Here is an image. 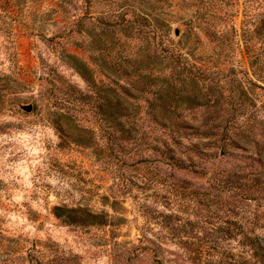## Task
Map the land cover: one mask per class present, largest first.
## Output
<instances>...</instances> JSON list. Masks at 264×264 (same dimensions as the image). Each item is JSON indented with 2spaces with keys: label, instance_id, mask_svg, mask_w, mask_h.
I'll use <instances>...</instances> for the list:
<instances>
[{
  "label": "rangeland",
  "instance_id": "374dc122",
  "mask_svg": "<svg viewBox=\"0 0 264 264\" xmlns=\"http://www.w3.org/2000/svg\"><path fill=\"white\" fill-rule=\"evenodd\" d=\"M169 82L186 168L147 102ZM241 231L264 242V0H0V264H261Z\"/></svg>",
  "mask_w": 264,
  "mask_h": 264
},
{
  "label": "trees",
  "instance_id": "16d2710c",
  "mask_svg": "<svg viewBox=\"0 0 264 264\" xmlns=\"http://www.w3.org/2000/svg\"><path fill=\"white\" fill-rule=\"evenodd\" d=\"M168 57H177L180 59L184 57V54L181 51H173L170 53L167 52L164 58L166 59ZM142 64H146V62L142 60ZM181 67H183V65H181ZM181 84L183 85L184 81ZM139 85H141V82L139 83ZM144 85L146 86V82H144L143 88H140V91L146 92ZM170 86L173 87L171 82H169L168 88L162 90L165 92V95H163L162 93H159V95L157 94V100L160 102V104H157L156 102L151 101L149 99L147 100V102L149 103L150 108H154V113H160L163 115L161 119L157 120V123L164 129H166L169 135L168 138H166L167 141L160 138V145H162L164 149L162 151V155L166 157L168 162L178 167L186 168V162L182 159L183 152L180 151L182 144L178 137L179 130L181 127H183L184 123L177 122L176 120L171 118H164L166 114H171L173 112L174 107H176L174 104L175 98L173 97V95H169V92L171 91ZM128 109L129 108L124 107V105L120 101H118L117 103H111L108 111L111 122L116 123L118 126H120V117H122L124 113L128 111ZM168 139H170V143L168 142ZM239 234H243L242 243H244V245L246 246H250L253 250V255L260 260L261 264H264V242L260 239V237L255 234H250L249 232L243 233V231H241Z\"/></svg>",
  "mask_w": 264,
  "mask_h": 264
},
{
  "label": "water",
  "instance_id": "95a60500",
  "mask_svg": "<svg viewBox=\"0 0 264 264\" xmlns=\"http://www.w3.org/2000/svg\"><path fill=\"white\" fill-rule=\"evenodd\" d=\"M24 110L30 112V111H32V106H25Z\"/></svg>",
  "mask_w": 264,
  "mask_h": 264
}]
</instances>
